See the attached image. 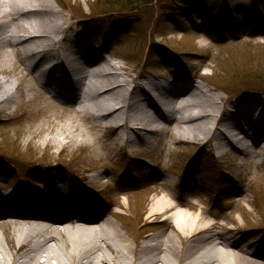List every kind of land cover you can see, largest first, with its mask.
<instances>
[{"label": "bare ground", "instance_id": "6f19581e", "mask_svg": "<svg viewBox=\"0 0 264 264\" xmlns=\"http://www.w3.org/2000/svg\"><path fill=\"white\" fill-rule=\"evenodd\" d=\"M57 1L0 0V113L15 101L7 74L21 66L29 89L48 102L70 106L73 123L92 121L89 127L80 122L62 127L60 142L59 135L45 138L46 148L85 147L81 130L98 140L100 131L116 129L115 141L124 146L139 140L148 144L153 134L166 133L176 144L191 140L219 157L253 152L264 160V97L253 107L229 108L227 96L209 85L147 78L142 83L104 59ZM76 16L72 13L74 21ZM157 167L163 170L161 161ZM103 178L104 173H95L88 183L101 187ZM178 181L168 174L145 177L152 195L136 225L157 222L159 229L137 230L136 236L112 221L110 208L112 219L99 216L88 203L50 211L41 198L40 203L22 192L12 198L0 193L6 198L0 202V264H264L262 251L242 249L245 240H235L239 231L226 229L208 206L187 197V187ZM120 193L110 204L122 207ZM85 207L90 215L74 212Z\"/></svg>", "mask_w": 264, "mask_h": 264}, {"label": "rangeland", "instance_id": "374dc122", "mask_svg": "<svg viewBox=\"0 0 264 264\" xmlns=\"http://www.w3.org/2000/svg\"><path fill=\"white\" fill-rule=\"evenodd\" d=\"M97 1L103 0H70L71 8L67 10V17L72 19L77 30L88 41L97 43V50L102 53L104 59L127 68L134 76L142 74V77L146 76L150 80L163 83H170L175 76H182L188 77L193 84L204 86L208 85L205 83L208 76L212 82L217 81L219 77L223 84H226L229 82V76L243 67V71L252 67L257 74H264V0H229L235 13L226 10L224 15L226 29L223 33L225 38H221L222 34L216 26L219 20L214 17L217 13L214 12L216 5L213 4V0H163L162 3H159L160 0H150L137 4V9L130 10L131 13L127 11L129 14L97 17L83 23L77 22V19L74 21L71 17L72 13L87 15L95 8L98 9L99 6H95ZM177 2L191 7L192 13H186ZM77 6H80V10H76ZM205 7L207 15L203 11ZM234 20L238 22V28L235 29L231 22ZM195 24L199 27L204 26L199 29ZM146 32H150L153 46L151 45L146 65L143 66V60L140 63L131 61L128 51L135 49L141 52L145 45L146 52L148 40L144 44L145 36L142 35ZM233 36L239 42L231 41ZM158 45L162 47L158 48ZM164 52L168 55L166 56ZM189 52H193L194 55L188 54ZM252 55H259L261 59H252L254 57ZM211 56L210 61L205 59ZM201 57L205 60H201ZM182 61L190 68L189 70H184L180 66ZM21 70L19 66L7 74L12 81L10 83L15 101L7 106L5 109L7 112L0 113V156L6 163H10L7 165L0 159L1 194L12 191L22 179L29 177L30 184L26 181L19 185L16 196L20 192L24 196L47 192L62 197L60 199L63 203L71 202L74 205L75 201L89 202L93 209L110 208L115 212L116 218L112 219L105 212L100 213V216L111 218L117 226L123 225L131 233L129 235L136 236L137 230L153 233L159 229L158 225L143 229L140 224H137L139 229L136 228L140 210L143 207L148 208L152 195L145 177L150 173L168 174L165 173L167 169L174 171L172 170L174 166L186 167L194 160L196 167L195 171L189 174L191 180L186 182L180 179L179 184L181 186L187 184V187H193L200 192L197 194L187 190V197L208 206L210 215L226 229L238 230L239 236L235 237V240H245L241 245L242 249L249 253L257 250L264 252V231L247 233L244 230L245 223L248 222V226L250 224L254 227L264 226V160H259L255 153L244 155L229 151L219 157L216 153L210 154L208 147L191 140L185 144H176L166 133L150 136V146L144 145L142 140L134 145L124 146L115 141L116 129L100 131L99 139L96 140L92 134L86 135L84 130H81L82 127L80 130L82 137L88 141L87 146L63 149L55 145L46 148L45 138L52 139L59 135L56 138L60 142L62 127H71L78 122L89 127L92 121L83 119L73 123V109L57 100L48 102L37 90L29 89V79ZM59 132L61 134H58ZM80 141L84 142L81 139ZM18 156L28 158L29 161L21 160ZM42 156L51 164L62 160L66 162L67 167L50 168L51 174L46 175L42 167L35 169L28 166L32 161L41 162ZM69 160L72 164L67 162ZM127 160L133 164L131 168L133 167L132 172L136 174L134 178L124 172ZM109 161L118 162L120 166L109 167L107 163ZM160 161L163 170L157 171L155 166H158ZM145 164H151L155 169L148 171ZM214 165L229 173L223 177L222 184L226 185L223 191H219L212 180ZM90 167L97 170L84 174ZM75 172L84 175L74 178ZM100 172L104 173L103 185L101 187L89 185V176ZM168 175L174 177L172 174ZM106 181L109 184H105ZM250 187L254 189L252 192L249 191ZM104 189H107V194L101 192ZM121 190L128 193L126 194L128 208L125 204L127 196L121 193L118 197L123 202L122 207L110 204L115 194ZM29 198L41 203L37 196ZM221 232L226 237L233 238L225 231ZM0 237L3 241L1 232ZM262 257L264 258V253Z\"/></svg>", "mask_w": 264, "mask_h": 264}, {"label": "trees", "instance_id": "16d2710c", "mask_svg": "<svg viewBox=\"0 0 264 264\" xmlns=\"http://www.w3.org/2000/svg\"><path fill=\"white\" fill-rule=\"evenodd\" d=\"M162 1V0H160ZM159 1V2H160ZM219 1L222 7L226 6L228 3V0H216ZM70 2V1H69ZM140 2L147 3L150 2V0H103L95 4L98 9H105V11L108 12H120V11H126L129 9H135L136 5ZM137 9V8H136ZM252 59L260 60L261 56H255L252 55ZM212 59V56H211ZM261 62V61H258ZM226 65V64H225ZM244 68V67H243ZM243 68L239 69L235 74H231L229 76L228 81L226 84H223V80L218 77L217 81H213L212 84L217 85V87L227 93H230L232 95H240L244 93H250V92H262L264 91V74L262 75L257 74L252 68H247L243 71ZM236 76V77H235ZM214 79V78H213ZM226 79V81H227ZM218 80H221L218 82ZM249 224V222H248Z\"/></svg>", "mask_w": 264, "mask_h": 264}]
</instances>
